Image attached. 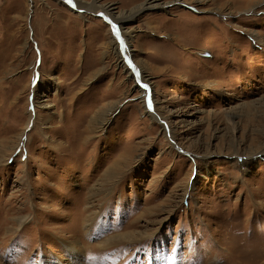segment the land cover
I'll use <instances>...</instances> for the list:
<instances>
[{"label":"rangeland","instance_id":"obj_1","mask_svg":"<svg viewBox=\"0 0 264 264\" xmlns=\"http://www.w3.org/2000/svg\"><path fill=\"white\" fill-rule=\"evenodd\" d=\"M0 264H264V0H0Z\"/></svg>","mask_w":264,"mask_h":264},{"label":"bare ground","instance_id":"obj_2","mask_svg":"<svg viewBox=\"0 0 264 264\" xmlns=\"http://www.w3.org/2000/svg\"><path fill=\"white\" fill-rule=\"evenodd\" d=\"M146 7H155V5H153V4H151V5H149V6H145V5H141V7H140V9H137V10H135L134 12H136V11H140V10H143V9H145ZM95 12H97V11H95ZM101 12V11H100ZM98 13V12H97ZM109 15V14H108ZM129 17L131 16V15H128ZM128 16H126L125 18H127ZM125 18H123V19H125ZM112 19V18H111ZM117 19H119V18H117ZM121 19H122V17H121ZM115 23H117V22H115ZM128 56L127 55H124V58H127Z\"/></svg>","mask_w":264,"mask_h":264},{"label":"snow or ice","instance_id":"obj_3","mask_svg":"<svg viewBox=\"0 0 264 264\" xmlns=\"http://www.w3.org/2000/svg\"><path fill=\"white\" fill-rule=\"evenodd\" d=\"M116 35H117V38H119V35H120L119 32H117ZM143 87H147V85H144ZM148 105H149V108H151V100H149Z\"/></svg>","mask_w":264,"mask_h":264}]
</instances>
